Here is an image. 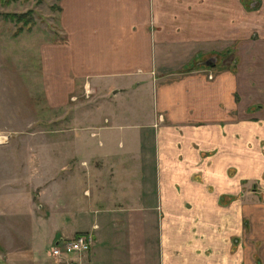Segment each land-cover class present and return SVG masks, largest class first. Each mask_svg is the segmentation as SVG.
<instances>
[{"label":"crops","instance_id":"0c3cea01","mask_svg":"<svg viewBox=\"0 0 264 264\" xmlns=\"http://www.w3.org/2000/svg\"><path fill=\"white\" fill-rule=\"evenodd\" d=\"M61 1V23L70 2L81 21L74 44L83 47L59 78L62 95L76 79L107 94L110 115L93 132L104 129L99 151L109 154H118L112 130L123 126L117 96H128L131 112L145 117L128 146L138 149L140 133H152L154 175L97 197L84 188L82 228L68 203L56 212L66 224L38 219L43 230L26 232L31 259L15 261L62 264L49 250L32 255L35 241L88 230L93 243L70 264H264V0ZM208 55L212 65L203 63ZM145 92L147 107L139 103Z\"/></svg>","mask_w":264,"mask_h":264},{"label":"rangeland","instance_id":"374dc122","mask_svg":"<svg viewBox=\"0 0 264 264\" xmlns=\"http://www.w3.org/2000/svg\"><path fill=\"white\" fill-rule=\"evenodd\" d=\"M62 3L0 0V235L8 244L1 246L3 254L11 256L7 264H27L15 261L31 259L26 232L43 230L45 222L38 220L42 217L47 225L66 224L56 212L68 203L70 212L77 211L78 216L71 223L75 221L74 227L82 228L86 218L84 188L97 197L100 190H111L112 184L127 190L132 188L131 179L145 175V185L154 175L150 170L152 133L147 129L140 133L138 149L128 146L133 123L145 118L142 111L137 112L139 115L131 112L133 101L128 96H117L121 103L116 106L121 105L122 112L117 120L123 126L112 130L114 141L110 145L118 154H109L113 151H99L104 129H99L102 135L93 132L104 124V114H109L105 105L113 102L107 94L90 85L86 93L82 79H76L74 87L62 95L64 81L59 78L70 73L83 53L81 43L74 44L82 40L81 21L69 2L65 4L63 26L59 17ZM15 10H29L31 21L24 23L5 15ZM19 25L21 28H17ZM54 96L59 101H52ZM149 102V96L143 93L139 103L147 107ZM119 138L123 144L118 143ZM88 176H92L90 188L83 187ZM137 184L133 189L141 188ZM94 201L93 205L99 204L98 198ZM35 242L32 255L44 259L53 241Z\"/></svg>","mask_w":264,"mask_h":264},{"label":"built area","instance_id":"2783aa9c","mask_svg":"<svg viewBox=\"0 0 264 264\" xmlns=\"http://www.w3.org/2000/svg\"><path fill=\"white\" fill-rule=\"evenodd\" d=\"M85 85L86 93L89 91ZM93 243L92 233L90 231H80L72 236L59 237L55 243L51 244L49 254L55 256L62 264L73 262V254L89 250Z\"/></svg>","mask_w":264,"mask_h":264},{"label":"trees","instance_id":"16d2710c","mask_svg":"<svg viewBox=\"0 0 264 264\" xmlns=\"http://www.w3.org/2000/svg\"><path fill=\"white\" fill-rule=\"evenodd\" d=\"M28 11H8L5 13V15L11 17V19H16L17 21L21 20L24 23H28V21H31L29 18L30 16L27 14ZM17 28H21V25H19Z\"/></svg>","mask_w":264,"mask_h":264},{"label":"water","instance_id":"95a60500","mask_svg":"<svg viewBox=\"0 0 264 264\" xmlns=\"http://www.w3.org/2000/svg\"><path fill=\"white\" fill-rule=\"evenodd\" d=\"M216 56L215 55H208L206 58L203 60L204 64L212 65L214 62H216Z\"/></svg>","mask_w":264,"mask_h":264}]
</instances>
